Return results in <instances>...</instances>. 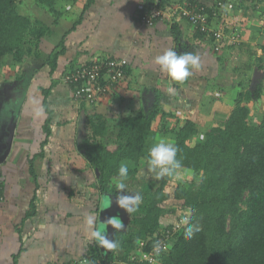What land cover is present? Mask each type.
Masks as SVG:
<instances>
[{
  "label": "crops",
  "instance_id": "1",
  "mask_svg": "<svg viewBox=\"0 0 264 264\" xmlns=\"http://www.w3.org/2000/svg\"><path fill=\"white\" fill-rule=\"evenodd\" d=\"M148 1L154 0H95L84 13L86 0L75 4L72 9H80L79 15L83 14L84 19L74 29L80 16L63 18L58 24L57 44L65 39L66 52L60 57L54 79L49 86L37 87L30 78L22 86H15L13 90L21 89L22 94L9 97L14 101L12 108L0 110V126L3 121L11 119L15 123L10 152L0 163V264H67L73 258L89 254L93 243H96L89 236L91 230H86L88 226L80 224L77 229L76 226L69 229L67 224L84 221L88 215L94 214L97 218L98 214L99 217L98 180L94 185L97 188L95 198L88 192L90 189H86L91 181L88 175L81 178L82 181L79 178L78 182L77 178L68 180L66 176L64 180H58L64 187L51 189V185L56 183L51 177V169L65 167L64 158L59 156L78 155V143L72 150L63 142L68 143L70 132H79L81 124L85 130L84 120L95 114L103 115L109 124L117 126L123 117L137 114L144 108L157 110L159 106L161 115H158L156 125L161 121L163 125L158 129L179 132L186 124L182 115H188L189 104H194L196 108L191 107L190 110H197V122L211 121L213 111L217 110L222 116L214 119L224 120L220 122L221 126L232 114L236 100L251 86L254 74L263 73L264 0H222L233 3L235 8L228 16L215 20L212 26L218 29L228 23L241 31L242 40L240 44L226 41L219 54L215 52L214 42L197 33L183 18L159 21L154 27L143 25L140 16L148 7ZM170 2H185L205 8L218 4V0H167L166 4ZM168 48L178 53L199 52L201 55L202 69L194 72L187 84L176 87L179 94L175 96L168 95L170 82L167 74L160 72L159 66L153 62L157 53ZM97 57L121 60L127 67V74L98 103L79 102L74 98L71 87L62 83L64 73ZM44 64L42 62L41 68L34 69L33 78L36 72L48 70L51 73ZM261 81L264 85V78ZM214 88L224 95L212 100ZM37 89L42 90L40 97L35 92ZM44 90H50L47 98ZM217 94L214 92V96ZM39 107L46 110L45 118L35 116V109ZM49 112L52 132L49 144H45L47 134L44 126ZM175 119H182L184 125L175 127L179 125L171 123ZM2 151L0 148V153ZM82 161V166L77 168H86L83 172L93 170L86 160ZM68 186H74V190L63 192ZM76 190L85 193L88 202L84 198V202H78ZM88 203L91 207L84 210L83 206ZM80 206L82 212L78 210ZM85 227L87 239L78 235ZM110 236L111 232L108 238ZM120 253L117 252L118 255Z\"/></svg>",
  "mask_w": 264,
  "mask_h": 264
},
{
  "label": "trees",
  "instance_id": "2",
  "mask_svg": "<svg viewBox=\"0 0 264 264\" xmlns=\"http://www.w3.org/2000/svg\"><path fill=\"white\" fill-rule=\"evenodd\" d=\"M80 1L32 0L37 8L54 18L55 26L65 18L59 5L74 6ZM24 2L0 0V70L5 58H10L19 67L29 64L32 59H40L44 49L40 43L54 33L43 19L20 12L19 7ZM94 2L86 0L83 13ZM166 2L148 1V6L157 3L164 8ZM83 19L82 14L73 29ZM65 52L63 39L48 54L44 66L50 68L51 74L57 71L60 57ZM123 71L126 75V66ZM33 75H30V79ZM97 80L103 90L96 95L95 104L121 83L111 80L106 70L101 71ZM181 86L175 85L177 88ZM70 87L77 99L83 82ZM250 88L236 100L235 109L222 126L204 132V140L191 144L190 141L200 133L191 120L179 132H172L179 148L177 158L183 159L186 169L200 174V179L186 181V188L183 182L163 178L156 190L149 189L141 193L143 203L139 212L130 215L127 229L114 233L112 240L120 242L118 251L123 252V255L118 256V251L103 254L96 243L86 255L94 262L149 264L140 259L132 261L131 256L138 249L144 254L151 253L157 239L166 242L167 233L160 231L172 232L175 221L190 209V222L200 223L203 230L190 240L184 238L185 225L179 233H171L173 237L170 239L174 242L157 264H264V120L259 124H251V109L248 106L252 101H264V85L261 81L255 89ZM43 92L47 98L50 90ZM45 102L47 106V100ZM158 107L157 110L144 108L137 114L123 117L116 126L117 132L113 138L108 137L111 124L103 115L95 114L87 119L89 133L82 137L78 149L97 174L100 199L105 195H110L112 201L116 199L112 179L117 176L121 161L129 162L128 184L137 180L140 171L145 169L146 164L142 161L147 156L148 148L163 133L161 128L154 130L160 112ZM50 121L49 112L44 126L47 134L45 144H49L51 139ZM34 172L31 167L33 176ZM169 219L171 221L166 225ZM137 238L143 242V247L136 243ZM137 255L139 257L140 254Z\"/></svg>",
  "mask_w": 264,
  "mask_h": 264
},
{
  "label": "rangeland",
  "instance_id": "3",
  "mask_svg": "<svg viewBox=\"0 0 264 264\" xmlns=\"http://www.w3.org/2000/svg\"><path fill=\"white\" fill-rule=\"evenodd\" d=\"M24 1H25L24 4H22L19 7L20 12L23 15H29V16H32V17L35 16V17H39V18L43 19L44 21H46L47 24H49L52 27L54 33L51 36H48L46 39H44L40 43V46H42V48H44V49H42V55H41L42 57L40 59H38V60L32 59V62H30L29 64H24L21 67L16 66L12 62V60L10 58H5L3 60V66H2V68L0 70V110L9 109L10 106L12 108V103H14V101H12L11 98H9V97H15V96H18L19 94H22V90L21 89L20 90H13L14 87L15 86H22L23 84L29 82L30 75L31 74H35V73H33L34 69L41 68L42 62H45L48 54L50 55V51L53 48H55L56 46H58L57 43L59 42V39L56 37L57 34H58L57 31H56V28L59 25H57V26L54 25V18L52 16H50V15L45 14L42 10L37 8L36 5L32 2V0H24ZM59 7L65 13V18L66 17L68 18V17H79L80 16L79 15L80 9L78 10L76 7L74 9H72L73 6L68 5L67 6L68 8H67L63 4H60ZM43 13H44V15H43ZM240 33H241V31H240ZM263 36H264V32H263ZM64 58L66 60V57H64ZM262 72L263 73H261V72L258 73V76H259V77H257L258 81H261L264 78V71H262ZM54 74H51L50 72H48V70L46 72L45 71L36 72V75L34 76L33 79H30V81L31 82H35V85L37 87H39V86H42V87L43 86H49L51 80L54 79ZM232 74L233 73H231V75ZM62 81H63L62 82L63 84L68 86V84L66 83L65 80H62ZM61 86H62V84H61ZM214 89H216V88H214ZM41 91L42 90H40V89L35 90V92L38 93V97H40V95H42ZM219 91L217 89L215 91H213V94H211V99L212 100L215 99V97H218V96L222 97L224 95L222 92L220 93ZM214 92L215 93L218 92V94L216 96H214ZM5 101L7 103L9 101L10 102L8 104H6ZM262 103H263V101L262 102L260 101V102H257V103L252 101V102H250L248 104V106H249V108L251 109V112H252L251 113V118H250L251 119V121H250L251 124H254V125L255 124H259V123L262 122V120H264V103L263 104ZM189 105H190L189 106V110H188L189 114L188 115L187 114H183L182 115L183 117L182 116L181 117L185 119V120H183V122L186 121V123L189 120L194 121L196 129L198 130V132H200L197 136H195L193 138L192 141H190L191 144L194 145L196 142L202 141L200 139L201 134H203V136H205V134H204L205 131H210L213 127H218L220 125V122L224 121V120L218 121V120L214 119V118H220V116H222L221 115L222 113L220 111L214 110L213 114H212L213 118L211 119V121H210V119H208V122L206 121L205 123H203V121H201V120H200V122H197L196 121L197 120L196 119L197 113H195L197 110H195V109L190 110L191 107L196 108V106H194V104L193 105L189 104ZM235 107H236V104H235ZM193 114H195V115L193 116ZM159 115H161V114H159ZM188 116H189V119H188ZM181 120L182 119H179V120L175 119L174 121H171V123H175L176 125L179 124V125H177L175 127H181L185 123V122L183 123ZM84 122H85L84 123L85 124V130H84V127H83L84 132H81V133L80 132H70V137L68 136L70 138L69 142L68 143L66 141L63 142V143L68 144L69 148H71L72 150L76 149L77 143L80 144V142L82 141V137L89 133L88 126L86 125V120H84ZM168 123L169 122H166V124H168ZM159 125L160 126L163 125V122L161 121L159 123ZM159 125H158V122H157V125L154 128L155 131L158 130V126ZM3 132H4V130H3ZM115 132H117L116 126H114V124H112L108 137H111V138L115 137L116 136ZM159 137H169V138H171L174 141L175 135L172 134V132H163L157 138H159ZM204 139H205V137H204ZM59 157H61V158L63 157L64 158L62 160H63V162H65V167L62 168V169L58 168V167H54L53 169H51V172H50L51 177L56 180V183L51 185V189L57 190L59 188L64 187L62 183L60 184L58 182V180L59 179L64 180L63 178L66 177V176H67L68 180H70V179L72 180L75 177V178H77V182H78L79 178L81 180V178H83L84 176L88 175L89 178H91V181L89 180L90 182L87 184L88 186H86V189L87 188L90 189V191H88V192L91 194L92 197L95 198L96 194H97V192H96L97 188L95 189L94 185H95V182H96V179H97V174H95V171L91 170V169L89 171L87 170L86 172H83L82 170H84L86 168H84V169H80L81 167L77 168V167H79V165L82 166V164H83L82 160L85 161L84 157L82 156V153L78 150V155H76L74 153V154H72L70 156L68 155L67 157H65V156H59ZM56 162H59V160L56 161ZM37 172L40 173L41 169H37ZM191 173H192V175L185 177V179L183 181V184H184V186L186 188L188 187V183H186V181H188V180H198L201 177L200 174H196V173H193V172H191ZM162 179L163 178H161L160 180L154 179L152 174L147 173V168H145V170L143 169L142 171H140L137 180H135L133 183H129L128 184L127 191L129 193H134V192L143 193V192H145V191H147L149 189L156 190L159 187ZM67 189L66 188H65V190L63 189L64 190L63 192H68L69 193V191L74 190V186H68ZM50 194H52V192ZM125 194H128V193H125ZM75 195H76V197L79 198L77 200L78 202H82L83 198H84V200L86 202H88L87 200H89V199L86 200V198H85L86 195L83 192H80V191L76 190V194ZM88 197L90 198L89 195H88ZM100 200L102 201V199H100ZM79 204H82V203H79ZM99 205H100V207H102L101 203H99ZM113 205H115V207L113 209V214H114L113 216H117V215L120 216V219L122 220V223L124 224V228L122 230H126L127 227H128V220L130 219V214H128L124 209H121V208L118 207V205L116 204V199L113 201ZM83 207H84L83 209L85 210L87 207H91V206H90V203H88V204H86ZM83 209L81 208V206L78 208V210L80 212H82ZM95 213H96V209H95ZM96 216L98 218V214ZM85 221H86V218H84V221L83 220H79L78 222H74L73 224H71L69 222V224H67V226L69 227V229L71 227L76 226V229H77L78 227H81L80 224H84V226H85L86 225ZM170 221H171L170 219L167 220L165 222L166 225L169 224ZM97 222H98V219H97ZM85 229H86V227L84 228V230H80L78 232V235L79 236L81 235V236H84L85 238L86 237L88 238V235H87L88 233L87 232L92 230V229L87 228L86 229L87 232H85ZM116 231H119V230H115L113 227L109 230V232H111L110 238H112V236L114 235V233ZM89 236H90V233H89ZM173 242H174V240L170 239L169 244L172 245ZM56 252L58 253V251H56ZM58 255H60V254H58ZM120 255H123V252H121ZM120 255H118V256H120ZM82 256H84V255H82ZM73 260H74V258H73Z\"/></svg>",
  "mask_w": 264,
  "mask_h": 264
},
{
  "label": "clouds",
  "instance_id": "4",
  "mask_svg": "<svg viewBox=\"0 0 264 264\" xmlns=\"http://www.w3.org/2000/svg\"><path fill=\"white\" fill-rule=\"evenodd\" d=\"M231 8L232 5L230 4L223 5L222 11L230 12ZM153 62L159 66L160 72L167 74L170 82L167 93L170 96L179 94L173 84L183 85L187 83L194 75V72L202 69L201 55L199 52L178 53L172 48H168L162 53H157L154 56ZM35 116L41 119L45 118L46 110L43 107L35 109ZM200 139H204L203 134H201ZM178 152L179 148L171 138H157L148 148L147 156L142 161L146 164L145 168H147V173L152 174L156 180L167 177L172 182H183L185 177L191 176L192 173L191 170L185 168L183 159L177 158ZM128 180L129 162L121 161L118 174L113 177L112 183L116 189V204L119 208L124 209L131 215L139 212L140 206L143 203V196L140 192L129 193L127 191ZM101 205L104 209L110 208L112 206L111 196L105 195L101 201ZM190 220L191 210L189 209L179 221L180 225L186 226L184 228V238L186 240L192 239L196 233L203 230V226L200 223H191ZM85 223L92 229L90 236L98 246L109 252H116L120 249V242L115 239L110 240L106 230L108 225H111L115 230H122L124 228V224L118 215L109 217L104 222H97L95 215H88ZM136 243L143 247V242L139 238H137ZM170 248L171 244L157 239L152 245V253L158 259L163 253H167Z\"/></svg>",
  "mask_w": 264,
  "mask_h": 264
},
{
  "label": "built area",
  "instance_id": "5",
  "mask_svg": "<svg viewBox=\"0 0 264 264\" xmlns=\"http://www.w3.org/2000/svg\"><path fill=\"white\" fill-rule=\"evenodd\" d=\"M228 4L232 5L231 11L234 10L235 6L233 3H227L222 0H218V4L212 8H205L185 2H170L166 4L164 8H161L157 3H154L148 6L145 12L142 13L141 23L148 27H154L159 21L183 18L191 24L197 33L212 40L215 45V52L219 54L223 51L224 45L227 43L226 41L240 44L242 40V34L239 29L230 26L228 23L223 24V26L218 29L212 26L213 22L218 18L228 16L229 12L222 11V6ZM124 64L118 59L93 58L87 64L78 66L73 72L67 73L63 80H65L69 86L78 82H83L81 93L79 97L77 96L76 100L92 104L95 97H97L96 95L103 90L97 80L101 71L106 70L107 75H109L110 79L114 80V82L115 80L122 81L125 77L123 71ZM1 189L2 181L0 177V191ZM181 218L182 217L176 220L172 225V232H165V230L160 231L164 234L167 233L168 237L166 243H169L170 237H173L171 233L177 234L183 229L184 225L179 224ZM137 254H140L139 257ZM161 257L157 259L152 252L144 254L141 249H138L137 252L131 256V260L140 259L142 262L146 261L149 264H157ZM67 264H120V262L111 263L101 260L94 262L89 255H84L69 261Z\"/></svg>",
  "mask_w": 264,
  "mask_h": 264
},
{
  "label": "water",
  "instance_id": "6",
  "mask_svg": "<svg viewBox=\"0 0 264 264\" xmlns=\"http://www.w3.org/2000/svg\"><path fill=\"white\" fill-rule=\"evenodd\" d=\"M257 77H258V74L255 73L254 74V79L252 80V83H251V90L255 89V86L256 84L258 83V80H257ZM15 123H13L12 119L9 120V121H5V123L3 122L0 126V130H4V132H0V140L1 138H5L7 136H9L8 140L6 143L3 144V146H0V148L3 149L4 151V154H3V158H0V163L4 160V158H6L10 152V149H11V145H12V142H13V135H14V131H15ZM9 129V133L6 135L7 132H5L6 130ZM79 132H83V125L81 124L79 126ZM115 205L112 204V206L108 209H104L103 207H100L99 209V217H98V222L101 221V222H104L107 218L109 217H113V209H114ZM112 228L111 225H108L107 226V234L109 233V230ZM98 246V245H97ZM98 248L100 249V251L103 253V254H107L108 251L103 249L102 247L98 246Z\"/></svg>",
  "mask_w": 264,
  "mask_h": 264
},
{
  "label": "flooded vegetation",
  "instance_id": "7",
  "mask_svg": "<svg viewBox=\"0 0 264 264\" xmlns=\"http://www.w3.org/2000/svg\"><path fill=\"white\" fill-rule=\"evenodd\" d=\"M3 122L5 123V121H3ZM2 131H3V130H0V132H2ZM5 132H7V133H6V135H7L10 131H9V129H8V130H6ZM8 138H9V136L5 137L4 139L2 138V139L0 140V146H3V144L7 142ZM3 152H4V151H2V153H0V158H1V155L3 154ZM108 252H109V251H108Z\"/></svg>",
  "mask_w": 264,
  "mask_h": 264
}]
</instances>
